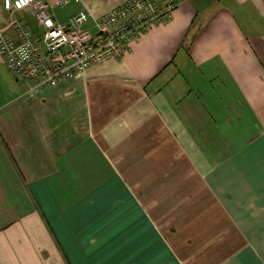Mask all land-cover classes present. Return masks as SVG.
I'll list each match as a JSON object with an SVG mask.
<instances>
[{
  "label": "crops",
  "instance_id": "0c3cea01",
  "mask_svg": "<svg viewBox=\"0 0 264 264\" xmlns=\"http://www.w3.org/2000/svg\"><path fill=\"white\" fill-rule=\"evenodd\" d=\"M175 1L56 87L0 59V264H264V0Z\"/></svg>",
  "mask_w": 264,
  "mask_h": 264
},
{
  "label": "built area",
  "instance_id": "2783aa9c",
  "mask_svg": "<svg viewBox=\"0 0 264 264\" xmlns=\"http://www.w3.org/2000/svg\"><path fill=\"white\" fill-rule=\"evenodd\" d=\"M67 2L4 0L11 12L28 9L39 26L35 33L25 20L16 18L15 35L0 30V59L18 82L29 85L30 92L68 83L93 63L122 57L177 6L175 0H125L99 16L80 10L62 23L54 8Z\"/></svg>",
  "mask_w": 264,
  "mask_h": 264
}]
</instances>
